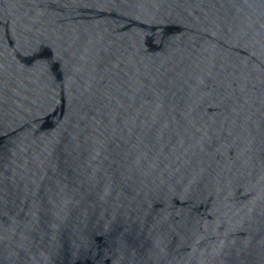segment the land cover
Masks as SVG:
<instances>
[{
	"label": "water",
	"instance_id": "water-1",
	"mask_svg": "<svg viewBox=\"0 0 264 264\" xmlns=\"http://www.w3.org/2000/svg\"><path fill=\"white\" fill-rule=\"evenodd\" d=\"M0 264H264V0H0Z\"/></svg>",
	"mask_w": 264,
	"mask_h": 264
}]
</instances>
